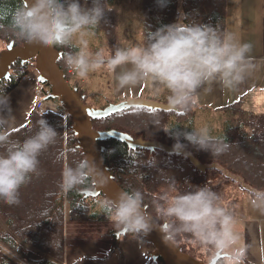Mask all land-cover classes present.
Here are the masks:
<instances>
[{"label": "trees", "instance_id": "trees-1", "mask_svg": "<svg viewBox=\"0 0 264 264\" xmlns=\"http://www.w3.org/2000/svg\"><path fill=\"white\" fill-rule=\"evenodd\" d=\"M22 0H0V43L7 45L12 42L14 46H21L25 41L17 39L7 27L8 16L14 7H19ZM82 6L84 0H80ZM141 42L137 46H145L150 31H155L162 25L173 23L180 11L188 14L186 23H204L215 26L221 33L227 31V0H166V5L161 7L157 0H141ZM88 7L91 0H88ZM105 18L99 28L108 39L109 48L113 49L117 43L116 12L111 7V0H106ZM61 54L57 61L59 69L63 72L68 84L71 78L70 69L65 64V56L75 53L78 48L54 47ZM34 62L20 64L16 61L10 69L7 80L0 82V90L10 95L28 75L34 67ZM77 88L84 100L92 94L79 89L76 84L70 85ZM99 98V97H98ZM250 95H242L231 104L220 109L221 112L233 114L228 119L223 131L214 141L229 143L227 151L219 155H211L209 151L197 150L183 136L181 142L187 145L184 149L192 155L195 161L205 168L202 170L186 156L167 154L160 150L152 153L148 150L130 149L126 144L117 140L98 142L103 147L102 160L107 167L113 181L124 191H140L144 197L146 214L150 215L156 223L162 221L155 212V204L163 203L161 197L176 195L179 192L189 190L192 185H210L207 172L210 169L221 170L227 178L233 180L238 186L247 191L264 190V112L251 106ZM169 104V100L165 101ZM86 105V104H85ZM197 103L191 102L189 108L179 110L176 107L170 111L151 110L147 108H131L107 118L93 119L92 127L95 131L116 130L132 137L148 142H160L173 146L175 132H191L190 127L195 116ZM170 113H175L171 120ZM45 118L53 125L58 136L56 142L50 145L40 157L39 168L41 174L33 175L30 182L19 190V204L9 205L0 200V243L12 241L19 246V256L26 264H59L57 251L60 241V225L66 220L72 223H108L113 222L103 195H99V205L88 206L92 198H86L83 192L91 191L94 184L90 179L87 183L78 186L71 191H63L59 185L62 172L65 167H75L76 163L84 160L85 156L78 148L77 137L72 131V121L67 116L64 124L61 117L53 113L39 114L34 107L30 110L27 121L20 127L11 130L12 139L23 140L38 130L37 121ZM159 120V125L154 126L153 121ZM162 128L171 129L165 132ZM187 129V130H186ZM2 151V149H0ZM156 159L155 166H149V162ZM177 181L178 192H171L169 184ZM67 201V213L63 208L60 196ZM121 230V229H120ZM115 231H109L108 235L114 239ZM136 237L142 243L148 244L145 238L126 232L120 237V241ZM180 248V251L188 256L208 263L218 250L211 246L205 247L193 241L190 234L178 237L172 242ZM121 252V251H120ZM223 253V252H222ZM203 259H206L203 260ZM0 264H18L13 258L0 251ZM123 264L121 258L120 263ZM144 264H164L162 259L153 261L150 257ZM216 264H225L220 259Z\"/></svg>", "mask_w": 264, "mask_h": 264}, {"label": "clouds", "instance_id": "clouds-1", "mask_svg": "<svg viewBox=\"0 0 264 264\" xmlns=\"http://www.w3.org/2000/svg\"><path fill=\"white\" fill-rule=\"evenodd\" d=\"M106 0H22L8 16L7 27L17 39L38 42L44 47H72L79 37L80 50L65 56L66 66L80 78L105 67L114 74L117 89L133 88L151 81L155 91L167 89L168 100L179 110L186 111L195 94L213 82L233 89L246 78L251 65V45L238 42L231 33H221L215 26L186 23L188 14L180 11L176 20L150 31L145 46L116 48L107 58L100 51L87 49L85 35L97 28L105 18ZM163 7L166 0H157ZM4 25H0V28ZM16 117L12 114L10 98L0 90V200L19 204L20 188L33 175L41 174L40 155L56 142L58 132L45 118L37 121L38 130L22 141L12 139L11 129ZM155 119L153 125H159ZM165 132L171 129L162 128ZM172 153L181 154L187 145L181 136L197 150L219 155L227 151L229 143L214 141L206 127L191 132H175ZM155 157L149 166H155ZM98 176L94 162L87 159L75 167H65L59 187L71 191ZM103 181L97 180V184ZM177 181L169 184L171 192H178ZM252 206L264 213V190L249 193ZM163 203L155 204L161 223H154L145 213L144 197L140 191H123L105 207L113 223L126 232L146 238L159 230L166 242L190 234L193 241L213 250L224 252L229 264H239L244 249L234 247L240 237L235 231L236 217L221 204L220 196L206 184L195 186L176 195L165 193Z\"/></svg>", "mask_w": 264, "mask_h": 264}, {"label": "rangeland", "instance_id": "rangeland-1", "mask_svg": "<svg viewBox=\"0 0 264 264\" xmlns=\"http://www.w3.org/2000/svg\"><path fill=\"white\" fill-rule=\"evenodd\" d=\"M249 1H251L253 10H245L247 0H244V11L240 12L239 8L241 6V0H228L229 14L227 17V33L233 34L238 42L249 43L251 45V52L249 53V56L251 57V64L253 65L250 70L257 75H261V71L262 74H264V33L263 35L260 33L256 35L255 25L258 24L260 15L261 19L264 21V8L261 9L262 12L260 14V5H264V1ZM111 7L116 12V28L118 36V40L117 43H115L114 48H109L108 39L99 26L95 29H92L91 34L85 35L83 37V39L87 42L88 51L92 53L100 51L106 58L113 54L116 48L136 47L141 42V0H111ZM246 17L248 19H246ZM246 23H249L248 31L244 26ZM78 40L79 37L74 38L73 45H75L79 51L80 45ZM4 50L5 45L0 43V52ZM33 70L34 67L30 72H33ZM74 79H78L80 82L81 80L84 81L83 83H80L79 89L84 92L87 91L86 93L89 92V94H92L90 97H87L84 102L86 105L91 106L95 110L104 109L110 104L116 105L129 100H144L166 105L163 101H168L167 97L170 95L167 89H161V91L157 93L155 91L156 86L151 81L143 82L133 88L117 89L114 80V74L108 72L105 67L93 72H89L84 78L78 77L75 73V76L69 79L70 85H74ZM35 80L29 78H27L25 81L22 80L20 85L9 95L10 107L18 111L22 123L24 121L26 123L27 115L31 110V107L28 109L26 105L31 102H33L34 105V88L37 85V81ZM263 81L264 77L262 78L261 82L255 83V81H253V83L258 85V87H261V89H264V86L262 87ZM237 88L238 86L233 89H229L223 87L218 82H213L199 89L197 91V96L194 97V101L198 105L195 108L194 116V124L196 129L198 126L199 128L206 127L208 131L214 132L212 135H219L222 131L223 125L226 124V120L233 118V114L215 110L217 107H225L228 104L234 102L238 98L236 94L237 92H235ZM224 94L226 97L219 99V96ZM210 99L214 102V104H212V110L209 109ZM169 117L171 120H174L175 113H170ZM21 121L16 120L14 127H19ZM207 174L211 182L209 188H211L217 194L220 192V190H222L220 185H223L224 182L234 184V188L244 191L238 186L236 182L227 178V176H225V174L220 170L215 168L210 169ZM244 192L248 194L247 191ZM221 204L227 208L224 200ZM244 216L245 214L242 213L236 218L235 231L240 237L238 243L234 246L236 248H241L243 232L242 220ZM120 229L121 228L118 230ZM223 254L225 255L224 252ZM223 259L225 263L229 264L228 257ZM203 260L206 261V259ZM234 263L235 261L232 262V264Z\"/></svg>", "mask_w": 264, "mask_h": 264}, {"label": "water", "instance_id": "water-1", "mask_svg": "<svg viewBox=\"0 0 264 264\" xmlns=\"http://www.w3.org/2000/svg\"><path fill=\"white\" fill-rule=\"evenodd\" d=\"M61 54L54 47H44L38 42H24L21 46H14L10 42L6 49L0 52V82L7 80L10 76L11 66L19 61L20 64L34 62L35 71L38 76L36 81L38 84L47 85L50 88L48 99L57 100L61 108L66 111L72 121V131L77 137L78 148L82 150L85 159L94 162L98 176L91 179L94 188L91 191L83 192L86 198H96L103 195L105 201H115L118 195L124 190L121 189L112 179L107 167L102 160L103 147L98 145V142L107 140L120 141L130 149L155 150L163 151L167 154L172 153V147L160 142H148L142 139H133L127 134L116 130L95 131L92 127L93 119H103L131 108H147L151 110L170 111L175 107L170 103L168 105L152 103L144 100H129L119 104H110L104 109L95 110L91 106L83 104V95L77 91V88H72L64 77L63 72L59 69L57 61ZM188 157L198 168L201 166L194 160L192 155L186 150H182L181 154ZM205 170V168H201ZM97 180L103 181L102 184H97ZM145 213L146 208L144 207ZM151 219L152 217L148 215ZM152 221L156 223L153 219ZM126 234V231L121 228L115 235L116 243L120 241V237ZM148 244L152 245L153 252L150 258L153 261L162 259L164 264H216L220 259L226 257L221 251H217L214 257L208 262L203 263L187 254L180 251V248L172 242H166L162 238V233L159 230H153L146 238Z\"/></svg>", "mask_w": 264, "mask_h": 264}, {"label": "crops", "instance_id": "crops-1", "mask_svg": "<svg viewBox=\"0 0 264 264\" xmlns=\"http://www.w3.org/2000/svg\"><path fill=\"white\" fill-rule=\"evenodd\" d=\"M244 7V0H241L239 11H244ZM262 8H264V5H260V14L262 12ZM245 10H253L251 1L247 0ZM228 14L229 5L227 0V17ZM246 19L248 18L246 17ZM244 26L248 31L249 23L244 24ZM255 26L256 35L258 33L263 35L264 21L261 19V15L258 24ZM74 76L75 73L73 71L71 78ZM261 76L262 78L264 77L262 71L261 75H257L250 70L243 82L237 85L238 88L235 92H237L236 94L238 98L242 95L249 94V103L251 106H254L257 110L264 112V91H261L264 89H261V87H258V85L253 83V81H255V83L261 82ZM83 82L84 81L82 80L80 82L78 79L73 80V84H76L77 86ZM263 86L264 81L262 83V87ZM196 96L197 93L194 97ZM224 97H226L225 94L219 96V99ZM209 104V109L212 110L211 108H213L212 104H214V102L211 99ZM32 105L33 102L28 103L26 107L28 109L31 107L32 109ZM219 108L221 109L223 106L217 107L215 111H220ZM12 114L16 117L15 121H21L17 110L12 108ZM227 122L228 120H226V124ZM24 123L25 121L23 123L21 121L19 127ZM194 123L193 119L192 123L186 126V128L190 127L191 130H196ZM225 125H223L222 131ZM16 128H18V126L13 127L11 130ZM197 129H199V126ZM212 134H214V132L209 131L210 137H216ZM220 186L222 190H220L218 195L221 198V203L224 200L226 207L232 211L236 218L242 213L245 214L242 220L243 232L241 243V247H243L244 252L239 264H264V213L256 210L252 206L249 194L234 188V184L224 182V184ZM65 213H67V206L65 207ZM60 227L61 235L57 251V262H59V264H119L121 258L123 259V264H144L154 250L152 245L144 244L136 237H128L119 241V243H116L117 245L114 246V239L108 235V232L117 231L119 227H117L113 222L80 224L64 220ZM234 264H236V262Z\"/></svg>", "mask_w": 264, "mask_h": 264}, {"label": "built area", "instance_id": "built-area-1", "mask_svg": "<svg viewBox=\"0 0 264 264\" xmlns=\"http://www.w3.org/2000/svg\"><path fill=\"white\" fill-rule=\"evenodd\" d=\"M70 75H73V71L69 72ZM38 76L37 72L35 71V68L33 72H30L28 76L23 78V81H25L27 78L29 79H36ZM36 81V80H35ZM50 95V89L42 86L37 83V85L34 88V109L37 113L43 115L47 113H53L58 115L63 119V121L67 118V113L64 111L59 103L55 100L48 99V96ZM99 198H92L90 202H88V206L96 207L99 205ZM0 251L7 254L11 258H13L15 261H17L18 264H26L22 258L18 255L19 253V246L15 244L12 241H8L6 243H0Z\"/></svg>", "mask_w": 264, "mask_h": 264}, {"label": "bare ground", "instance_id": "bare-ground-1", "mask_svg": "<svg viewBox=\"0 0 264 264\" xmlns=\"http://www.w3.org/2000/svg\"><path fill=\"white\" fill-rule=\"evenodd\" d=\"M41 85V84H40ZM42 86H45V87H47V88H49L47 85H42ZM50 89V88H49ZM68 116V115H67ZM63 120V119H62ZM66 121H67V118H66V120L65 121H63V123L65 124L66 123ZM216 169L217 170H219L217 167H216ZM221 171V170H220ZM209 178V177H208ZM211 183V182H210ZM210 186V185H209ZM60 200H61V202H62V204H63V208L65 209V207H66V205H67V201H66V199L61 195L60 196ZM226 258H227V256H226Z\"/></svg>", "mask_w": 264, "mask_h": 264}, {"label": "flooded vegetation", "instance_id": "flooded-vegetation-1", "mask_svg": "<svg viewBox=\"0 0 264 264\" xmlns=\"http://www.w3.org/2000/svg\"><path fill=\"white\" fill-rule=\"evenodd\" d=\"M119 231V230H118ZM117 231H115V233H116Z\"/></svg>", "mask_w": 264, "mask_h": 264}]
</instances>
